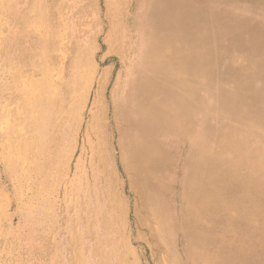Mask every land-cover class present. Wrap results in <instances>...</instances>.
<instances>
[{"label": "rangeland", "instance_id": "obj_1", "mask_svg": "<svg viewBox=\"0 0 264 264\" xmlns=\"http://www.w3.org/2000/svg\"><path fill=\"white\" fill-rule=\"evenodd\" d=\"M245 1L213 2L258 44L235 57L259 63L257 86L241 83L261 91L264 10ZM142 2L0 0V264H264V131L236 121L219 141L213 88L158 64L156 98L191 87L172 110L175 132L159 140L163 166L150 181L121 150L122 107L153 62L144 55L137 74L131 63ZM204 33L213 42L210 23Z\"/></svg>", "mask_w": 264, "mask_h": 264}, {"label": "bare ground", "instance_id": "obj_2", "mask_svg": "<svg viewBox=\"0 0 264 264\" xmlns=\"http://www.w3.org/2000/svg\"><path fill=\"white\" fill-rule=\"evenodd\" d=\"M193 1L143 0L133 27L135 36L131 39L134 56L131 63L133 66L138 65L136 74L140 66L139 60L145 58L144 55L152 56L153 62L145 61L142 64L138 72L140 74L135 95L128 102L129 105L122 107V123L128 128L121 133L120 147L122 152L128 151L132 155L136 160V169L148 176L150 181L154 171L163 166L164 154L159 140L174 133L176 122L182 117V113H173L172 110L182 104L181 98L191 95V87L187 85L179 93L166 88L168 95L163 99L156 98L152 94L157 86L156 78L152 80V78L148 79V76L158 64H164L166 67L173 64L171 69L181 72V76L189 84L194 80L203 88H213L211 91L213 99L209 96V100H212V108L214 107L216 119L220 124L219 141L224 143L228 133L236 131L235 128L238 127L236 121L241 122L240 128L243 132L264 131V90L256 91L244 87L241 83L254 87L260 65L257 62L242 63L236 60L238 57H235L236 55L256 56L259 52L258 44L249 42L250 35L241 27L229 26L230 21H237L236 15L229 13L225 16L220 13L221 3L201 0L208 8L210 6L211 10L217 11L206 13L205 4L200 8L195 6ZM247 1L254 2L255 7L259 6L264 10V0ZM250 4L253 6L252 3ZM209 23L213 26V38H211L213 42L207 36L205 38L204 30ZM257 29L253 28V31ZM260 32L264 35V27L260 28ZM114 37L113 39L117 41V37ZM206 43L210 45L208 52ZM246 45L249 46L248 49H245ZM161 47H165L171 56L164 58L160 56ZM129 48H131L130 42L126 45V49L124 47V51L127 53ZM205 59L208 61H204ZM259 83L261 84L260 81ZM229 86L231 87L228 88ZM197 102L199 105L205 104L203 98L197 99ZM237 108H241V114L228 124L227 118ZM184 113L187 117L186 110ZM204 123L205 132L207 127L206 122ZM191 131L193 128H189L188 132ZM246 135H243V138ZM258 147L253 141L250 147L251 155H256ZM228 149L231 150L232 155L236 154L234 147Z\"/></svg>", "mask_w": 264, "mask_h": 264}]
</instances>
